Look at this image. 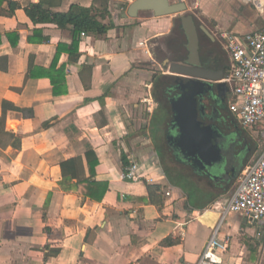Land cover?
<instances>
[{
    "label": "crops",
    "instance_id": "0c3cea01",
    "mask_svg": "<svg viewBox=\"0 0 264 264\" xmlns=\"http://www.w3.org/2000/svg\"><path fill=\"white\" fill-rule=\"evenodd\" d=\"M12 1L19 5L12 14L8 1H0V116L6 110L0 126V264L196 263L221 220L209 205L235 189L249 143L245 164L259 153L246 135L238 166L234 150L229 159L222 155L202 167L209 175L178 171L185 183L173 182L161 164L155 132L165 112L156 116L155 99L148 112L143 99L166 75H154L162 39L177 30L176 42L166 48L180 51L177 62L186 58L178 14L124 16L133 0H41L53 12L72 4L91 7L111 24L96 36L80 32L74 47L71 25L34 23L26 15L24 6L40 0ZM181 1L214 39L221 30L241 37L264 27V16L242 0ZM169 58L161 65L168 66ZM130 155L141 164L139 182L122 178ZM76 159L69 163L76 175L64 176L63 163ZM77 175L105 183L102 199L64 190L76 185ZM149 184L160 186L161 200L150 199ZM218 235L230 239L220 264H264V220L228 213Z\"/></svg>",
    "mask_w": 264,
    "mask_h": 264
},
{
    "label": "built area",
    "instance_id": "2783aa9c",
    "mask_svg": "<svg viewBox=\"0 0 264 264\" xmlns=\"http://www.w3.org/2000/svg\"><path fill=\"white\" fill-rule=\"evenodd\" d=\"M242 1L251 4L264 16V0ZM216 38L226 54L229 67L222 79L213 83L226 84L228 112L243 130L261 137V142L257 157L240 170L233 192L209 205V209L221 213V220L194 264L221 263L222 254L230 245L229 237L221 238L218 235L226 214H240L249 222L264 220V27L252 29L241 37L231 30H221L216 33ZM143 101L148 112L155 109L157 103L151 95ZM122 178L131 182H139L144 178L141 164L132 155L129 156Z\"/></svg>",
    "mask_w": 264,
    "mask_h": 264
},
{
    "label": "water",
    "instance_id": "95a60500",
    "mask_svg": "<svg viewBox=\"0 0 264 264\" xmlns=\"http://www.w3.org/2000/svg\"><path fill=\"white\" fill-rule=\"evenodd\" d=\"M186 10V4L181 0H133L124 16L136 17L140 11H152L155 16L183 13L180 15V24L186 37V58L182 62L165 61V64L168 63V71L174 74L180 82V93L169 100L172 121L166 134V140L170 147L178 150L180 154L191 159L195 164L202 167L212 166L221 159L222 155L229 159V156L234 153L237 138L222 154L215 130L210 125H204L200 119L199 115L203 111L202 105L199 104L201 98L214 87L218 94L226 96L227 86L223 82L213 83V81L222 79L224 75L222 70L201 66L197 28L192 15L186 13ZM200 29L211 40H214L212 34L204 26H200ZM173 129H176V132L171 133ZM249 144L250 148L245 150L243 158L251 152V143ZM224 172V178H227L226 167ZM233 178L235 175H231L230 179Z\"/></svg>",
    "mask_w": 264,
    "mask_h": 264
},
{
    "label": "trees",
    "instance_id": "16d2710c",
    "mask_svg": "<svg viewBox=\"0 0 264 264\" xmlns=\"http://www.w3.org/2000/svg\"><path fill=\"white\" fill-rule=\"evenodd\" d=\"M1 1V0H0ZM9 4V12L7 14H12L16 8H18V4L13 2L12 0H7ZM24 11L26 15L34 22V23H41V22H53L55 23L59 28H66L67 25L72 26L73 31V42L72 46L77 45V39L76 36L80 32L84 33H90L93 35H99L104 32H106L110 27L111 24H105L102 23L98 19V14H100L97 10L91 8V7H82L76 4H72L68 11L66 12H53L49 8L45 7L43 5V2L40 0L38 2H30L26 6H24ZM176 27L179 29L180 32L183 33V30L181 28L180 19H177V25ZM186 41V40H185ZM179 49L185 50L183 47V42L179 45ZM77 57V54L75 55V58ZM170 61H180L181 59H178V57L170 56ZM172 75H162V77L157 78V80L154 82V91L153 96L154 99L161 105L163 112L165 114L163 115V118L161 120V126L163 128V136L165 141V133L168 128L169 120L171 115H169V102L164 98L163 96V89L168 84L169 78ZM5 109H3V113L0 116V126L4 125V116H5ZM3 129V128H2ZM1 129V130H2ZM249 158V155L246 156L244 159V164ZM77 162L76 160H70L63 163L64 167V176H70L76 175L75 172H71L69 170V163H73V165ZM97 160L94 157V163H96ZM77 181L75 186L67 185L64 186V190H74L80 194L90 196L96 200H101L106 189L107 185L102 182H98L93 178H80L77 175ZM170 179L174 182L175 179L180 182L182 179V183L187 182L188 178L183 175L178 174L177 177H173L170 175ZM148 193L150 196V199L153 202H157L158 199H160V186L158 184H149L148 185ZM169 240H164V244H169Z\"/></svg>",
    "mask_w": 264,
    "mask_h": 264
},
{
    "label": "flooded vegetation",
    "instance_id": "af4514ba",
    "mask_svg": "<svg viewBox=\"0 0 264 264\" xmlns=\"http://www.w3.org/2000/svg\"><path fill=\"white\" fill-rule=\"evenodd\" d=\"M196 27L199 36V55L201 66L208 69L222 70L224 73V59L219 42L216 38L214 40H209L200 29L199 23H196ZM179 85L180 82L174 75L169 78L168 84L163 89V96L168 102L170 98L180 93ZM199 104L203 107V111H201L199 115L200 119L203 121L204 125H210L215 130L217 143L222 154L231 144V141L229 142L228 139L232 138L233 140L237 138V142L234 146L237 154L233 158V165L235 167L238 166L241 160L239 152L245 150V142L247 139L245 132L239 127L236 120L233 119L227 110L226 96L218 94L217 89L214 87L212 91L208 92L201 98ZM170 114L171 117L165 133V142L167 145L168 142L166 140V134L168 133L172 121L171 110ZM174 132H176V129L171 130V133ZM168 147L171 149L172 157L176 162L186 166L196 173L209 175L207 170L208 168H202L201 165L195 164L191 159L180 154L178 150L173 149L169 145Z\"/></svg>",
    "mask_w": 264,
    "mask_h": 264
},
{
    "label": "rangeland",
    "instance_id": "374dc122",
    "mask_svg": "<svg viewBox=\"0 0 264 264\" xmlns=\"http://www.w3.org/2000/svg\"><path fill=\"white\" fill-rule=\"evenodd\" d=\"M172 1H176V0H172ZM186 13H189V12L187 11ZM180 15H183V13L178 14L176 17H180ZM176 19H178V18H176ZM176 31L177 30H175L174 34L172 36H170L172 38H164V39H162L159 42V46H156V49L155 50H156L157 55L155 56V58H156L158 64L156 65V67H157L156 69L157 70H155V74H154L155 76H158L159 77V75H161V74L172 75V76L174 75V74H171L168 71V67L167 66L161 65V62H162V60L164 58H166L167 55L168 56H174V57L177 56V55L180 56V54H179L180 51L175 53V50L166 48V46H167L168 43L174 44L176 42L175 39H177V35H178V33ZM181 38L183 39L182 36H181ZM184 54H185L184 50L181 49V55H184ZM222 55H223V59H224L223 66H224V69L226 70L229 67V63H228V59H227L226 54L223 51V49H222ZM162 113H163L162 107L158 103L157 104V108H156V116L159 117L160 115H162ZM245 134L252 141V144H254V149H255L254 155L255 154H258L259 151H260V145H259V143L261 142V137H259L255 133H249L248 132V133H245ZM155 136H156V142L158 144H160V146H161V150H160V148H158V155L161 156L160 157L161 164L166 168V170L170 174H172V175L173 174H176V176L175 175H173V176H175V177L178 178V176H177L178 171H180L181 173H183V170H188V168L186 166L181 165L178 162H176L173 159V157L171 158V156L169 155L170 153L167 150V147H166L165 142H164L163 128H162V126H160L158 128V130L155 132ZM172 162L175 163V166H173ZM181 181H182V179L180 180V182ZM203 183H204L203 181H200L199 185H202Z\"/></svg>",
    "mask_w": 264,
    "mask_h": 264
}]
</instances>
